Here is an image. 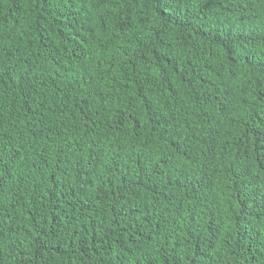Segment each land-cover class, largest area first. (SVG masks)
<instances>
[{
    "label": "trees",
    "instance_id": "16d2710c",
    "mask_svg": "<svg viewBox=\"0 0 264 264\" xmlns=\"http://www.w3.org/2000/svg\"><path fill=\"white\" fill-rule=\"evenodd\" d=\"M0 264H264V0H0Z\"/></svg>",
    "mask_w": 264,
    "mask_h": 264
}]
</instances>
